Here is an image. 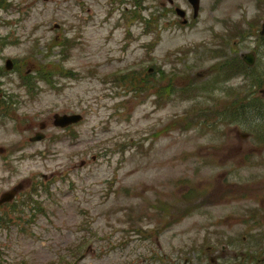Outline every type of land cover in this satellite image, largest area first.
Returning <instances> with one entry per match:
<instances>
[{"label": "rangeland", "instance_id": "1", "mask_svg": "<svg viewBox=\"0 0 264 264\" xmlns=\"http://www.w3.org/2000/svg\"><path fill=\"white\" fill-rule=\"evenodd\" d=\"M192 14L187 0H0V197L23 186L0 205V264H206L203 238L236 236L263 204L264 0ZM249 51L255 71L220 76Z\"/></svg>", "mask_w": 264, "mask_h": 264}, {"label": "flooded vegetation", "instance_id": "2", "mask_svg": "<svg viewBox=\"0 0 264 264\" xmlns=\"http://www.w3.org/2000/svg\"><path fill=\"white\" fill-rule=\"evenodd\" d=\"M249 34L253 36L255 35V31H251ZM258 39L264 43V35H261ZM250 52L253 56L250 70L253 68L255 71L257 58L252 51ZM238 58L244 63L243 54H240L239 56L225 57V60L221 65L222 69L225 70L228 65L234 67L235 61H237ZM230 59L232 60V63ZM235 67H237V65H235ZM247 103L249 110L248 123L253 125V128L257 130V126L260 125L257 123V116L260 115L259 106H257L255 99H252V102L247 101ZM261 103L264 104L263 101H261ZM237 108L239 109L240 106L238 105ZM252 113L254 118L250 117ZM254 119L257 122L254 123ZM245 135L246 134L243 133V136ZM252 142L254 145V139ZM262 143L264 145V142ZM262 159H260V161L264 163V160ZM232 170L235 171L234 169ZM233 211L236 213L235 216L239 217L241 215V210H236L235 208ZM243 216L241 224L244 228L236 236H232L229 239L218 236L217 239L214 240L211 235L207 234L202 240L201 250L199 251L198 248H195V252L197 251L196 253L201 254L202 259L207 261L206 264H213L214 262L218 264H264V251H260L264 250V202L258 206L254 205L245 209ZM228 217L229 216H227V218ZM228 236L229 235L226 237ZM212 252L215 256H212ZM208 260L210 262H208Z\"/></svg>", "mask_w": 264, "mask_h": 264}, {"label": "water", "instance_id": "3", "mask_svg": "<svg viewBox=\"0 0 264 264\" xmlns=\"http://www.w3.org/2000/svg\"><path fill=\"white\" fill-rule=\"evenodd\" d=\"M189 3L192 5L194 14L197 13V10L199 8V0H188ZM177 12L181 15H183V12L177 8ZM261 34H264V22L261 25V30H260ZM244 60L248 63L252 62V54L251 53H246L244 56ZM12 65V60H8L7 61V67L11 68ZM82 119V115L81 114H56L55 115V121L54 123L56 125H61V126H66L69 125L71 123H75L78 122ZM42 127H44V124H41ZM43 137V133L42 132H37L34 136L31 137L32 141H37L40 140ZM21 188V186H17L16 188L6 191L2 194L1 199H0V204L6 201H10L12 200L15 195L17 194L18 190Z\"/></svg>", "mask_w": 264, "mask_h": 264}, {"label": "trees", "instance_id": "4", "mask_svg": "<svg viewBox=\"0 0 264 264\" xmlns=\"http://www.w3.org/2000/svg\"><path fill=\"white\" fill-rule=\"evenodd\" d=\"M256 23V22H255ZM251 26L253 25V24H250Z\"/></svg>", "mask_w": 264, "mask_h": 264}]
</instances>
